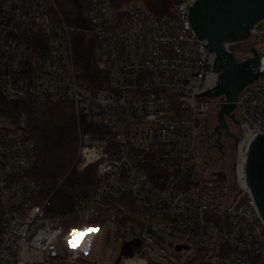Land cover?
I'll use <instances>...</instances> for the list:
<instances>
[{
  "label": "built area",
  "instance_id": "1",
  "mask_svg": "<svg viewBox=\"0 0 264 264\" xmlns=\"http://www.w3.org/2000/svg\"><path fill=\"white\" fill-rule=\"evenodd\" d=\"M176 1L170 15L159 16L141 1L116 8L111 0H86L85 32L96 41V66L106 76L103 86L91 88L78 77L75 29L57 20L54 0H0L3 97L38 114L51 104H72L79 126L76 169L94 166L99 181L92 201L51 214L50 199L37 202L31 178L38 156L28 112L0 115V264H112L90 261L77 247L86 225L109 219L129 196L143 219L168 220L182 235V249L176 246L177 256L163 264H264V220L245 174L250 145L264 135V19L248 41L256 46L262 77L234 103L238 162L233 181L225 180L202 162L199 131L207 110L219 111L227 100L194 96L217 86L216 55L189 26L196 0ZM240 44L225 47L232 52ZM241 57L235 56L244 62L254 53ZM77 222L86 224L68 226ZM152 258L142 241L119 264H160Z\"/></svg>",
  "mask_w": 264,
  "mask_h": 264
},
{
  "label": "trees",
  "instance_id": "2",
  "mask_svg": "<svg viewBox=\"0 0 264 264\" xmlns=\"http://www.w3.org/2000/svg\"><path fill=\"white\" fill-rule=\"evenodd\" d=\"M111 1L116 8H121L134 1H141L159 16L170 15L177 3L176 0ZM54 2L53 13L57 20H63L75 29L72 42L78 77L91 88L103 86L106 76L96 66V41L85 32L89 28L83 16L86 0H54ZM248 49L244 44H240L233 47L231 51L236 56L235 52L241 50L242 54L237 56L242 58L241 56H248L250 52L255 51L252 47ZM21 111L29 114L28 133L37 147L38 160L31 173V178L39 188L37 202L42 203L50 199V213L66 215L74 210L80 200L86 203L92 201L99 181L94 166L82 172L76 169L79 126L72 104H51L43 114H38L27 106L7 101L0 89V115L16 116ZM113 209L112 215L118 219L119 229H124L131 221V217L126 214L127 211L142 216L132 196L120 200ZM84 224L86 223L77 222L68 224V226L81 227Z\"/></svg>",
  "mask_w": 264,
  "mask_h": 264
},
{
  "label": "water",
  "instance_id": "3",
  "mask_svg": "<svg viewBox=\"0 0 264 264\" xmlns=\"http://www.w3.org/2000/svg\"><path fill=\"white\" fill-rule=\"evenodd\" d=\"M264 19V0H196L189 9V26L200 40H204L206 49L216 55L213 70L218 72V84L215 88L194 96L226 98V104H220L215 132L224 130L233 137L236 146L238 139L228 129L226 117L234 119L235 101L238 94L248 85L255 82L262 73L258 69V55L238 62L225 43H246L250 30ZM234 121V120H233ZM236 123V121H234ZM231 148V147H229ZM237 150L238 147H237ZM246 183L249 187L263 220H264V135L258 134L252 141L245 165ZM141 247L139 239L125 242L115 262L119 264L122 257L131 258L134 250ZM176 249L180 251L181 246Z\"/></svg>",
  "mask_w": 264,
  "mask_h": 264
},
{
  "label": "rangeland",
  "instance_id": "4",
  "mask_svg": "<svg viewBox=\"0 0 264 264\" xmlns=\"http://www.w3.org/2000/svg\"><path fill=\"white\" fill-rule=\"evenodd\" d=\"M244 45L246 48L250 49L252 47L256 49L253 40L244 43ZM241 52V50H238L235 53L239 55L242 54ZM217 115L218 110L216 108H210L202 116L199 131L201 159L212 174L220 175L225 180L229 179L233 181V174L238 162L237 146L234 144L235 140L233 137L231 138L226 131L219 130V133L221 132L228 138L233 139V142L229 141L225 145L223 153L219 152L215 142L217 137H213L217 133L215 129L219 125ZM227 122L229 132L238 139V121L235 118H227ZM126 214L131 217V221L127 223L124 229L118 228L119 222L114 215L109 217V219L101 220L96 225H86L84 227V239L78 244L77 249H82L90 261L100 262L104 260L106 262L107 260H111L112 264H114L120 255L124 242L131 241L137 237L149 245L150 251L153 254L152 260L155 263L163 264L165 258L169 259L171 256H177L175 247L183 244V238L180 233L171 229L172 225L168 220L159 219L153 220L150 223L148 220L132 212L127 211ZM91 229L95 230L92 235L89 234ZM69 237L70 239L72 238L71 233H67V237L63 239L66 248L69 247Z\"/></svg>",
  "mask_w": 264,
  "mask_h": 264
},
{
  "label": "flooded vegetation",
  "instance_id": "5",
  "mask_svg": "<svg viewBox=\"0 0 264 264\" xmlns=\"http://www.w3.org/2000/svg\"><path fill=\"white\" fill-rule=\"evenodd\" d=\"M226 123L228 125L227 118H226ZM218 133L219 132L215 133L216 135L214 134L213 137H215V136L217 137V139L215 141L216 147H218L219 152L223 153V148L225 147V145L228 144L229 141L233 142V139H231L232 137L228 138L227 136H225V134H222L221 132L219 134Z\"/></svg>",
  "mask_w": 264,
  "mask_h": 264
},
{
  "label": "bare ground",
  "instance_id": "6",
  "mask_svg": "<svg viewBox=\"0 0 264 264\" xmlns=\"http://www.w3.org/2000/svg\"><path fill=\"white\" fill-rule=\"evenodd\" d=\"M228 43H225V46H227Z\"/></svg>",
  "mask_w": 264,
  "mask_h": 264
}]
</instances>
